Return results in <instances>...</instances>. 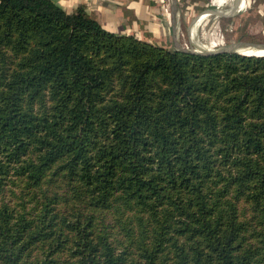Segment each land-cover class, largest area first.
I'll use <instances>...</instances> for the list:
<instances>
[{"label":"trees","instance_id":"16d2710c","mask_svg":"<svg viewBox=\"0 0 264 264\" xmlns=\"http://www.w3.org/2000/svg\"><path fill=\"white\" fill-rule=\"evenodd\" d=\"M0 264H264V56L0 0Z\"/></svg>","mask_w":264,"mask_h":264},{"label":"crops","instance_id":"0c3cea01","mask_svg":"<svg viewBox=\"0 0 264 264\" xmlns=\"http://www.w3.org/2000/svg\"><path fill=\"white\" fill-rule=\"evenodd\" d=\"M54 1L67 12H72L79 5H84L86 11L97 19L106 30L117 34L135 33L141 39L168 44V35L171 32V42L174 44L170 12L172 4L167 2V0ZM178 3L179 17L182 13V9L179 0ZM178 22L177 18V29L180 27Z\"/></svg>","mask_w":264,"mask_h":264},{"label":"rangeland","instance_id":"374dc122","mask_svg":"<svg viewBox=\"0 0 264 264\" xmlns=\"http://www.w3.org/2000/svg\"><path fill=\"white\" fill-rule=\"evenodd\" d=\"M212 1L213 0H206V7L192 14L185 15L182 12L181 15L177 17L179 21L178 25H180L177 29V40L182 46L186 48L199 49L201 47L203 49L211 48L215 50L228 43L239 40L264 42V0H247V8L245 7L244 10L227 18L209 14L199 20L208 9L228 11L231 8L227 5L220 7ZM167 2L171 4V0H167ZM202 26L203 30L201 32ZM168 37L169 43L167 46L171 48L173 47L171 32Z\"/></svg>","mask_w":264,"mask_h":264},{"label":"water","instance_id":"95a60500","mask_svg":"<svg viewBox=\"0 0 264 264\" xmlns=\"http://www.w3.org/2000/svg\"><path fill=\"white\" fill-rule=\"evenodd\" d=\"M242 1V0H241ZM172 8H171V20H172V34H173V45L177 50L184 51V52H190V53H196V54H213V53H227V52H237L244 55H256V54H248L241 52V48H248V47H264V42H257V41H244L239 40L236 42L228 43L227 45L215 49V50H199L196 48H184L180 45V43L177 40V17L179 13V3L178 0H171ZM209 10V9H208ZM211 10V9H210ZM257 56H264V55H257Z\"/></svg>","mask_w":264,"mask_h":264},{"label":"bare ground","instance_id":"6f19581e","mask_svg":"<svg viewBox=\"0 0 264 264\" xmlns=\"http://www.w3.org/2000/svg\"><path fill=\"white\" fill-rule=\"evenodd\" d=\"M212 2H214L215 4L219 5L220 7L221 6H230L231 8L227 11L225 10H221V9H218V10H214V9H209L207 10V12L202 15L200 17L199 20H201L203 18V16L205 15H209V14H213L215 16H218V17H229V16H232L234 14H237L238 12H240L242 10V8L245 6L246 7V3H247V0H213ZM167 7V6H166ZM244 7V9H245ZM247 8V7H246ZM243 9V10H244ZM198 20V21H199ZM197 21V23H198ZM215 22V21H214ZM217 23V22H216ZM204 26V25H203ZM203 26H202V29H201V32L203 30ZM214 26V25H213ZM213 26H210V27H213ZM217 27V25H216ZM208 29V28H207ZM212 29V28H211ZM217 29V28H216ZM205 31V30H204ZM207 32V31H206ZM222 32V31H221ZM208 33V32H207ZM215 33V32H214ZM217 34V33H216ZM213 37V36H212ZM210 38H211V34H210ZM225 39V37H224ZM213 41V40H212ZM211 41V42H212ZM214 44V43H212ZM181 45V44H180ZM182 46V45H181ZM199 46V45H198ZM202 46V45H201ZM184 48H186L185 46H182ZM200 50H207V49H203V48H199ZM241 52H244V53H248V54H256V55H264V47H248V48H241L240 49Z\"/></svg>","mask_w":264,"mask_h":264},{"label":"built area","instance_id":"2783aa9c","mask_svg":"<svg viewBox=\"0 0 264 264\" xmlns=\"http://www.w3.org/2000/svg\"><path fill=\"white\" fill-rule=\"evenodd\" d=\"M197 49V48H196ZM207 50H213V49H211V48H208Z\"/></svg>","mask_w":264,"mask_h":264}]
</instances>
